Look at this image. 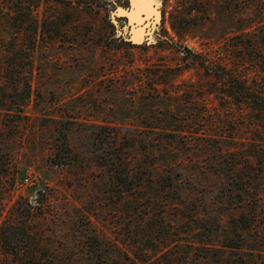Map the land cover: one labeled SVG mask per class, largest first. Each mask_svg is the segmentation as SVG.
Returning a JSON list of instances; mask_svg holds the SVG:
<instances>
[{
    "label": "rangeland",
    "instance_id": "rangeland-1",
    "mask_svg": "<svg viewBox=\"0 0 264 264\" xmlns=\"http://www.w3.org/2000/svg\"><path fill=\"white\" fill-rule=\"evenodd\" d=\"M124 1L40 0L37 42L10 71L31 84L22 113L14 42L0 37L1 231L15 216L26 264H264V164L244 157L235 123L210 125L218 103L181 51L233 64L226 3L186 0L181 22L182 0H161L152 40L132 44L112 19ZM3 248L0 264H16Z\"/></svg>",
    "mask_w": 264,
    "mask_h": 264
},
{
    "label": "trees",
    "instance_id": "trees-1",
    "mask_svg": "<svg viewBox=\"0 0 264 264\" xmlns=\"http://www.w3.org/2000/svg\"><path fill=\"white\" fill-rule=\"evenodd\" d=\"M207 1L208 7L214 6L215 0ZM223 1L226 3L224 9L226 23H230L228 22L230 18H233L232 23H235V26H232L233 44L229 46V55L233 60V64L228 66L227 60L216 62L211 54L192 52L190 48L185 46L181 49L182 57L191 65V68H200L207 78L208 93L213 94L216 98L218 110L215 113V119H209L210 125L224 127L227 123H235L237 125L236 131L244 135L242 148L249 151L244 157L256 158L257 164L261 166L264 164V0ZM39 3L40 0H0L1 41L6 42L12 39L14 42L13 50L16 49V55L18 56L15 60L18 63L15 65L14 62V65L9 68L8 74L11 75L14 91L16 93L20 91L25 96L17 106V110H13L19 113L23 112L29 97L31 84L26 78L27 75L21 70L14 73H10V71L12 68L24 69L26 67L23 64L28 53L24 45L30 42L34 45L37 42L40 24L39 22L33 23L34 19H29V16L33 11L38 10ZM178 7V19L184 22L183 9L186 7V0H182ZM27 22L32 24L29 31H26L27 28H25ZM6 44H9V42ZM196 84L192 82V85L195 86ZM190 95L192 96V93ZM191 99L196 98L192 97ZM192 115L194 124L199 125L204 112L198 107ZM172 130L174 134H180V131H183L179 129V126ZM194 131L196 130L193 125H190L186 130V132ZM198 133L202 132L198 130ZM63 144L65 147H69L65 134H63ZM55 163L68 162H61L60 158H56ZM248 163L249 166L252 165V162ZM133 172V169L127 168L124 179H122V183L126 184V188L122 192L131 191L130 183L132 182ZM8 218L6 225L10 227L9 231H1L2 226H0V244L6 247L3 250L7 255L12 256L16 264H26L32 254L28 253V248L14 246L17 240H21V237L17 230L15 216ZM233 219L234 222H237L246 218L240 214ZM241 225L247 227L249 224L244 222ZM25 235L28 238L31 237L29 232ZM225 243L224 247L240 249L238 240L230 239Z\"/></svg>",
    "mask_w": 264,
    "mask_h": 264
},
{
    "label": "water",
    "instance_id": "water-1",
    "mask_svg": "<svg viewBox=\"0 0 264 264\" xmlns=\"http://www.w3.org/2000/svg\"><path fill=\"white\" fill-rule=\"evenodd\" d=\"M161 0H127L126 4H114L112 19L121 18L124 25L119 33L132 44L152 40V30L161 17Z\"/></svg>",
    "mask_w": 264,
    "mask_h": 264
},
{
    "label": "flooded vegetation",
    "instance_id": "flooded-vegetation-1",
    "mask_svg": "<svg viewBox=\"0 0 264 264\" xmlns=\"http://www.w3.org/2000/svg\"><path fill=\"white\" fill-rule=\"evenodd\" d=\"M127 2V1H126ZM126 2L124 1L123 3L126 4Z\"/></svg>",
    "mask_w": 264,
    "mask_h": 264
}]
</instances>
